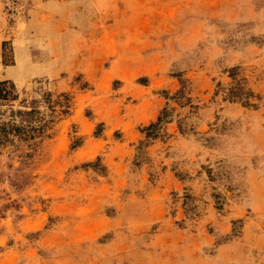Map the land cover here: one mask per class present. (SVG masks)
<instances>
[{
  "label": "rangeland",
  "instance_id": "1",
  "mask_svg": "<svg viewBox=\"0 0 264 264\" xmlns=\"http://www.w3.org/2000/svg\"><path fill=\"white\" fill-rule=\"evenodd\" d=\"M0 82V264H264V0H0Z\"/></svg>",
  "mask_w": 264,
  "mask_h": 264
},
{
  "label": "trees",
  "instance_id": "2",
  "mask_svg": "<svg viewBox=\"0 0 264 264\" xmlns=\"http://www.w3.org/2000/svg\"><path fill=\"white\" fill-rule=\"evenodd\" d=\"M7 82H0V102H12L16 100V96L13 93L11 87L8 86ZM183 89L177 92L176 96L182 95ZM48 97L50 94L47 95ZM227 96L229 99L239 100L244 98V103L247 106H251L252 104L249 103V99L253 97L251 92H245L239 85L238 82L234 83L232 87L229 88L227 91ZM69 97L67 95H63V100L68 101ZM58 103V102H57ZM59 102L57 106L60 109H63L62 112H66L69 109V106L66 104H60ZM50 108V116L55 113V106L49 105ZM167 111L163 110L162 114L157 118L155 123L150 124L146 128V137H150L154 135L153 133H157L156 127L162 122L164 116L166 115ZM3 116V112L0 111V118ZM9 120L7 122L2 121L0 119V141H7L9 135L11 136H18L21 140H32L37 137H40L45 132L47 127V123L51 120H46L45 116L42 112L38 110L37 107H30L26 110H9ZM15 118H20L24 124L17 125L15 124ZM154 130V131H153ZM156 131V132H155Z\"/></svg>",
  "mask_w": 264,
  "mask_h": 264
},
{
  "label": "crops",
  "instance_id": "3",
  "mask_svg": "<svg viewBox=\"0 0 264 264\" xmlns=\"http://www.w3.org/2000/svg\"><path fill=\"white\" fill-rule=\"evenodd\" d=\"M139 113H140V114L143 113V110H140ZM140 114H139L138 116H139V118L141 119V118L143 117V114H141V115H140Z\"/></svg>",
  "mask_w": 264,
  "mask_h": 264
}]
</instances>
